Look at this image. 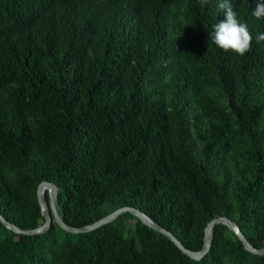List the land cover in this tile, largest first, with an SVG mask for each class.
<instances>
[{
    "label": "trees",
    "instance_id": "1",
    "mask_svg": "<svg viewBox=\"0 0 264 264\" xmlns=\"http://www.w3.org/2000/svg\"><path fill=\"white\" fill-rule=\"evenodd\" d=\"M220 0H0V214L45 221L42 181L69 225L123 206L190 249L236 221L264 246V18L231 0L253 36L212 43ZM47 198L49 194L47 193ZM0 264H264L226 224L201 260L131 212L90 232L0 220Z\"/></svg>",
    "mask_w": 264,
    "mask_h": 264
},
{
    "label": "water",
    "instance_id": "2",
    "mask_svg": "<svg viewBox=\"0 0 264 264\" xmlns=\"http://www.w3.org/2000/svg\"><path fill=\"white\" fill-rule=\"evenodd\" d=\"M47 193L49 194V198H47ZM38 200L41 206L42 214L45 217V221L38 227L30 228V229L22 228L19 225L8 220L2 214H0V220L8 228L20 234L34 235V234L44 233L51 227L54 220L58 222V224L64 229H66L67 231H70L73 233H82V232H90L95 229H98L99 227H102L103 225H106L108 223L115 221L123 213L131 212L132 214L139 217L145 224L167 235L184 253H186L187 255H189L191 258L195 260H201L210 251L212 247V242L214 239V227L217 224L223 223V224L228 225L237 234V236L241 239V241L244 244V247L247 250L255 254L264 255V246L262 247L255 246L246 237L240 225L233 219L229 218L228 216H219V217L212 219L206 226L204 243H203L202 249L193 250V249L188 248L176 236L174 232L160 225L159 223L154 221L146 212L136 207H132V206L120 207L116 209L115 211L107 214L106 216L102 217L101 219L91 224L77 227V226L69 225L61 217L58 207H57V187L54 182L45 180L40 183L38 187Z\"/></svg>",
    "mask_w": 264,
    "mask_h": 264
},
{
    "label": "clouds",
    "instance_id": "3",
    "mask_svg": "<svg viewBox=\"0 0 264 264\" xmlns=\"http://www.w3.org/2000/svg\"><path fill=\"white\" fill-rule=\"evenodd\" d=\"M218 8L225 18L212 26V43L224 51L245 55L250 51L253 40L248 24L237 19L231 0H220ZM251 14L258 20L264 18V2H258ZM255 39L257 43L264 42V32L258 33Z\"/></svg>",
    "mask_w": 264,
    "mask_h": 264
}]
</instances>
